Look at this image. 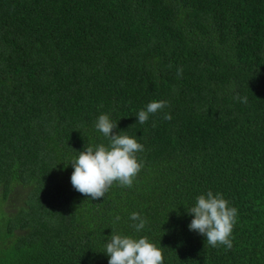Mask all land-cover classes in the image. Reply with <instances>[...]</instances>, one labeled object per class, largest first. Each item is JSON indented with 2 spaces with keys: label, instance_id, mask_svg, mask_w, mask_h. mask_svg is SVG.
<instances>
[{
  "label": "trees",
  "instance_id": "1",
  "mask_svg": "<svg viewBox=\"0 0 264 264\" xmlns=\"http://www.w3.org/2000/svg\"><path fill=\"white\" fill-rule=\"evenodd\" d=\"M101 114L143 167L92 200L71 162L108 144ZM208 190L238 209L230 250L189 230ZM113 230L164 264H264V0H0V264H108Z\"/></svg>",
  "mask_w": 264,
  "mask_h": 264
},
{
  "label": "clouds",
  "instance_id": "2",
  "mask_svg": "<svg viewBox=\"0 0 264 264\" xmlns=\"http://www.w3.org/2000/svg\"><path fill=\"white\" fill-rule=\"evenodd\" d=\"M182 74L183 69L178 68L177 76L182 77ZM236 99L244 104L248 102L247 97L237 95ZM169 106L166 100L148 103L145 109L137 113L138 123L145 124L151 115ZM163 119L171 120V114L165 113ZM117 127L118 124L109 115L101 114L95 122V128L107 138L108 144L87 146L71 162L74 169L71 175L72 187L92 200L104 197L114 183L131 188L143 167L137 154L144 151V145L124 132L114 133ZM187 212L194 217L188 225L189 230L205 236L207 245H222L232 249L238 209L230 206L223 194L208 190L206 194L196 197L195 205L187 208ZM120 219L117 215L114 222ZM130 219L134 222L131 227L137 233L147 224V219L138 212L131 213ZM105 253L109 257L108 264H164L162 248L150 242L146 236L134 238L118 234L115 230L106 244Z\"/></svg>",
  "mask_w": 264,
  "mask_h": 264
}]
</instances>
